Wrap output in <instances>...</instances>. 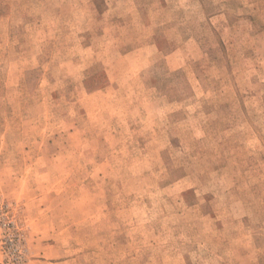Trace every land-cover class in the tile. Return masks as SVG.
Returning a JSON list of instances; mask_svg holds the SVG:
<instances>
[{
  "label": "rangeland",
  "instance_id": "obj_1",
  "mask_svg": "<svg viewBox=\"0 0 264 264\" xmlns=\"http://www.w3.org/2000/svg\"><path fill=\"white\" fill-rule=\"evenodd\" d=\"M0 264H264V0H0Z\"/></svg>",
  "mask_w": 264,
  "mask_h": 264
}]
</instances>
